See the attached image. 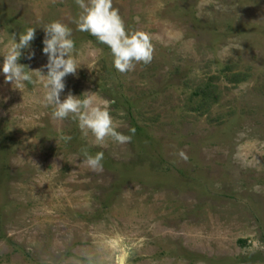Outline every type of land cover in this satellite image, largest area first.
<instances>
[{
	"label": "rangeland",
	"instance_id": "obj_1",
	"mask_svg": "<svg viewBox=\"0 0 264 264\" xmlns=\"http://www.w3.org/2000/svg\"><path fill=\"white\" fill-rule=\"evenodd\" d=\"M112 4L152 38L151 62L124 74L76 30V0H0V55L33 27L18 63L46 74L42 28L66 25L79 68L61 100L95 93L131 135L97 144L51 118L40 83L0 74V264H264V0Z\"/></svg>",
	"mask_w": 264,
	"mask_h": 264
},
{
	"label": "clouds",
	"instance_id": "obj_2",
	"mask_svg": "<svg viewBox=\"0 0 264 264\" xmlns=\"http://www.w3.org/2000/svg\"><path fill=\"white\" fill-rule=\"evenodd\" d=\"M81 10L75 20L76 30L87 32L105 45L112 57L111 64L115 71L124 74L131 71L136 63L148 64L152 60L153 45L151 36L140 31H129L113 7L112 0H76ZM44 39L42 53L47 57L46 74L42 70H27L25 65L18 63L21 52L27 49L34 39L33 27H27L18 35H7L4 39V51L0 55V74L6 83H11L16 89L23 90L26 84L40 83L43 89L42 106L51 107V118L62 121L73 118L78 128L84 133H90L97 144H103L105 138H111L117 144L126 145L131 141V135L117 131L116 125L109 113L111 101L94 102L95 93L85 92L80 96L67 94L61 100L65 89L64 78L75 74L79 68L78 53L71 39L72 29L59 21H51L43 26ZM28 58H31L29 56ZM35 78V79H34ZM82 97V98H81ZM133 133L134 129H129ZM67 142L70 136L59 137ZM182 159L187 156L180 152ZM104 153L96 152L89 155L84 152V163L92 170H102Z\"/></svg>",
	"mask_w": 264,
	"mask_h": 264
},
{
	"label": "trees",
	"instance_id": "obj_3",
	"mask_svg": "<svg viewBox=\"0 0 264 264\" xmlns=\"http://www.w3.org/2000/svg\"><path fill=\"white\" fill-rule=\"evenodd\" d=\"M87 36H88V38L94 40V41L96 42V44H98V45L101 46V43L98 42V41L95 39V37L89 35L88 33H87ZM139 131H140L139 127H137L136 125H134V132H135V134H137ZM96 152H100V151L97 150V149H91V150L89 151V153L92 154V155H94ZM2 159H3V158H2ZM102 161H103V162H101L102 164H105V163H106L105 159H103Z\"/></svg>",
	"mask_w": 264,
	"mask_h": 264
}]
</instances>
